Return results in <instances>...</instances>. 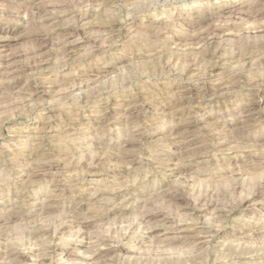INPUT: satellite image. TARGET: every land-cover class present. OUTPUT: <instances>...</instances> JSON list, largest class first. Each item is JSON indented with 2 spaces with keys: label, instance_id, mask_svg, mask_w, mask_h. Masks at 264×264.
<instances>
[{
  "label": "rangeland",
  "instance_id": "rangeland-1",
  "mask_svg": "<svg viewBox=\"0 0 264 264\" xmlns=\"http://www.w3.org/2000/svg\"><path fill=\"white\" fill-rule=\"evenodd\" d=\"M0 264H264V0H0Z\"/></svg>",
  "mask_w": 264,
  "mask_h": 264
},
{
  "label": "bare ground",
  "instance_id": "bare-ground-1",
  "mask_svg": "<svg viewBox=\"0 0 264 264\" xmlns=\"http://www.w3.org/2000/svg\"><path fill=\"white\" fill-rule=\"evenodd\" d=\"M57 161V160H56ZM59 167V166H58ZM57 170V169H56Z\"/></svg>",
  "mask_w": 264,
  "mask_h": 264
}]
</instances>
